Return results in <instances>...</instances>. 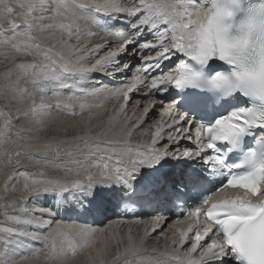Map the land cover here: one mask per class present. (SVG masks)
I'll use <instances>...</instances> for the list:
<instances>
[{
	"label": "snow or ice",
	"instance_id": "snow-or-ice-1",
	"mask_svg": "<svg viewBox=\"0 0 264 264\" xmlns=\"http://www.w3.org/2000/svg\"><path fill=\"white\" fill-rule=\"evenodd\" d=\"M124 2L132 6L124 7ZM124 2L0 0V21L7 25L5 29L0 24V44L33 57L17 62L0 52L13 62L0 95L9 104L25 105L8 112L0 109L5 143L13 113L19 120L50 109L43 99L47 92L123 95V110L130 94L143 86L146 97H161L163 109L148 144L84 138L63 147L44 144L47 152L27 145L15 158L8 152L5 159L14 174L6 178L2 195L11 191L20 196L2 206L10 223L0 226V264H17L23 251L42 255L50 264H64L107 231L66 220L103 223L118 214L115 209L129 206L157 215V227L147 235L159 229L161 238L168 239L164 229L171 227L172 216L192 223L178 230V239L173 234L172 252L143 249L129 237L123 255L93 264H264V0ZM82 22L101 30L119 29L120 42L116 47L110 42L77 47L63 39H79ZM57 31L60 35L52 38L59 47L42 40L41 33ZM91 59L95 63L85 67ZM129 73L130 82L122 79L115 88L96 87L89 79L99 74L111 82ZM55 106L62 105L57 101ZM156 107L157 101L151 100L145 116ZM183 141L191 146L181 149ZM22 156H39L43 167L31 175L22 171ZM46 168L63 175L49 177ZM18 177H25L20 188L15 187ZM41 231L48 234H38ZM32 241H41L43 248L30 249ZM188 244L181 254L179 248Z\"/></svg>",
	"mask_w": 264,
	"mask_h": 264
},
{
	"label": "bare ground",
	"instance_id": "bare-ground-1",
	"mask_svg": "<svg viewBox=\"0 0 264 264\" xmlns=\"http://www.w3.org/2000/svg\"><path fill=\"white\" fill-rule=\"evenodd\" d=\"M137 3H138V0H137ZM86 27V26H85ZM84 27V28H85ZM96 29L97 28H95V29H91V28H85V29H82L83 31H82V34H81V36H80V38L79 39H76V38H71V39H69V37L67 36V35H65L64 37H63V39H65V40H68L69 41V43L71 44V45H75V46H80V45H87L88 47H91L92 45H94L95 43H102V42H110V44H111V46L112 47H116L118 44H117V42L119 41V39H116L115 38V36L114 35H117V32L119 31V29H117V28H115L114 30H112L111 32H109L108 30H106L105 32L107 33V36L106 37H103V38H97V39H95L94 37L96 36V34H95V31H96ZM100 31V30H99ZM109 32V33H108ZM101 33V32H100ZM60 35V33L59 32H44V34H43V36H44V39H43V41L46 43V44H48V45H50V46H52V45H54V46H56V47H59V45L57 44V41L55 40V39H53L52 37L53 36H59ZM113 37H114V41H113ZM0 38H2L3 39V37H0ZM93 38V39H92ZM106 38H108L107 40H106ZM120 42V41H119ZM4 46L5 45H3V44H0V52H8L10 55H13V56H15L16 58H22L23 59V57H25L24 55H20V54H18V53H16V52H14L10 47H8V46H5L6 47V49H4ZM81 55H83V53H81ZM100 55H103V53H100ZM31 57V56H30ZM33 58V57H32ZM72 59H75V57L74 56H72L71 57ZM97 58H99L98 56H97ZM4 60H5V58H3ZM92 60V59H91ZM2 61V60H1ZM11 62V61H10ZM30 62V61H29ZM5 63V62H4ZM89 63H92V61H89L88 63H86L84 66L85 67H90L91 65H89ZM94 63H95V61H94ZM93 63V64H94ZM9 71V70H8ZM134 71H135V69H134ZM131 76H132V73H129L128 74V76H127V78H121V77H116V79H115V81L116 82H118V84H120V86H121V82H122V79H124V81L125 82H130V80H131ZM89 79L90 80H94V81H96V82H98L97 80H99L100 79V76L97 74V75H95V76H91V77H89ZM127 79V80H126ZM101 80V79H100ZM5 85H6V83L5 84H3V85H1L0 86V92H2L3 91V89H4V87H5ZM111 86V85H110ZM110 86H107L106 85V87L107 88H111ZM115 87H117V84H115L114 85ZM96 87H99V86H96ZM87 90V92H92L93 91V89H92V87H89L88 89H86ZM61 93H70L71 95H72V97L75 99V101L77 102V101H87V100H89V101H91L92 103H90V102H87L86 104L89 106L88 108H86V109H84V111H83V115L81 114V113H79L78 114V116L76 117V120H74L73 119V122H74V125H75V131L73 132V133H71V134H68V135H66V136H64V135H60L59 136V141H62L61 143L60 142H57V143H55V142H53L54 144H56L55 146H57V145H59L60 147H63L64 146V144H65V142H72V141H80V140H82V139H84V138H88V139H93V138H99L100 140H102V141H105V139L107 138L106 137V134L105 133H102V132H100L101 130H102V128H103V126H102V123L106 120V119H108V121H107V127L111 130V133H110V135H109V137H108V139H109V141H123V140H125L126 139V137L128 136V133L127 132H121V130H124L125 131V129L126 130H128V129H130V128H132V127H129L128 125H127V123H128V119L125 117V115H127V113L125 112V111H123V110H121V108H120V105L122 104V102H121V97L120 96H115L113 93H108V92H104V93H102V94H100V95H89V96H80V95H77L78 94V91H63V92H61ZM49 94H51V95H53V93L52 92H47V94L44 96V103H46V104H49V105H51V107H50V109L48 110V111H46V112H44V113H41L40 114V116L39 117H37V118H33V117H31V116H29V117H27V119H25L23 122H25V123H29V125H31V127L32 126H36L37 124H36V122L37 121H40L41 119L40 118H42V117H47V118H49V117H51L50 116V114H53V115H55V113H53V112H57V113H59L60 111H56V110H54V108L53 107H56L55 105H56V103L54 102V103H52L51 102V100H50V96H49ZM113 94V95H112ZM98 96H99V99H101V98H105V101H104V106H102V104H100L101 103V101L99 100V99H97L98 98ZM0 99L1 100H5L4 99V97H3V95H0ZM143 99H145V101L143 102L146 106L149 104V102L152 100V96H144V98H142V99H140V101H143ZM95 100V101H94ZM117 100H118V102H117ZM73 101L74 100H72L71 101V103L73 104ZM36 102H37V104H39V103H41V98L39 97V95L36 97ZM100 102V103H99ZM8 103V102H7ZM9 104V103H8ZM24 107H25V105H23ZM10 107L11 108H14V106H12V105H10ZM72 107V109H73V106H71ZM97 107H103V110H102V112H101V116H99L98 117V115H97V117H96V119L95 120H91L90 119V115H91V113H92V111H93V109H95V108H97ZM17 108V107H16ZM128 108V107H127ZM21 109H23V108H21ZM71 109V110H72ZM79 109V108H78ZM80 110V109H79ZM94 112H97L96 114H98V113H100V111H94ZM62 113V112H61ZM60 113V114H61ZM68 113V112H67ZM151 115H161V113H157V108H155V109H153L152 111H151V113H150ZM62 115V114H61ZM67 115V114H66ZM60 116V115H59ZM74 116V115H73ZM93 119V118H92ZM89 120V121H88ZM97 122V123H96ZM96 123V125H94ZM129 123H132V121H130ZM28 125V126H29ZM39 125V124H38ZM23 126V125H22ZM76 126H78V127H76ZM22 130H24V133L28 136H26V137H24V138H26L25 139V141L27 140H33V139H35L36 141H39V142H35L36 144H32V143H26V144H21V145H18V143H17V141H16V143H17V145H15V149H16V151H17V148H20V149H23L25 146H27V145H34V146H36V147H39V148H41L43 151H50V149H43V145H44V142H42V141H45V140H43V138L44 137H42V140H40V135L38 136H36V134L35 133H32V132H30V131H26V129L28 130L29 128L28 127H20ZM26 128V129H25ZM36 128V127H35ZM37 129V128H36ZM149 130H150V128H148ZM30 130V129H29ZM35 130V129H34ZM41 130V129H40ZM132 130L134 131V132H136V129L135 128H132ZM42 132H43V128H42ZM44 132H45V129H44ZM47 132V131H46ZM11 133H13V132H11ZM23 133V132H22ZM49 133V132H48ZM19 135H21V134H19ZM56 135H58V134H56ZM17 136H18V134H17ZM16 136V137H17ZM21 136H23V135H21ZM21 136H20V138L19 139H22L21 138ZM36 136V137H35ZM42 136H45V135H43V133H42ZM101 136H103V137H101ZM38 137V140L36 139ZM51 138V137H50ZM15 139V138H14ZM17 139H18V137H17ZM17 139H15V140H17ZM19 139H18V141H19ZM47 140H48V138H47ZM47 140L45 141V142H47ZM52 140V139H51ZM34 141V140H33ZM53 141V140H52ZM51 141V142H52ZM11 142V141H10ZM21 142H22V140H21ZM8 143H9V141H8ZM34 143V142H33ZM53 143H49V141L47 142V144H51L52 146L54 145ZM64 143V144H63ZM133 143V142H132ZM6 145H8V144H6ZM5 145V146H6ZM81 145L82 144H80V147H81ZM11 146V145H10ZM7 148V147H6ZM9 148V147H8ZM7 148V149H8ZM13 148V147H12ZM6 149V150H7ZM14 149V148H13ZM5 150V149H4ZM15 150H13L12 151V153L14 152ZM15 151V152H16ZM18 151H20L19 149H18ZM65 152H61L60 153V156H63V155H65L64 154ZM13 155V154H12ZM15 155V154H14ZM3 156V155H2ZM5 157V156H4ZM24 157H26V156H24ZM1 158H3V157H1ZM22 158V157H21ZM20 158V159H21ZM23 159H25V158H23ZM40 160H41V158L39 157V156H33L32 158H31V160H29V157H27L26 158V163H28V165L29 164H36V165H38L37 163H39L40 162ZM63 160V159H62ZM8 162V161H7ZM6 163V162H5ZM4 163V165H6V164H8V163H6L5 164ZM40 163H44V161H42L41 160V162ZM25 164V163H24ZM1 165V164H0ZM21 165H23V164H21ZM26 165V164H25ZM27 165V166H28ZM2 166V165H1ZM11 166V165H10ZM24 166V165H23ZM34 166V165H33ZM41 166H43V165H41ZM9 167V166H8ZM29 167V166H28ZM4 168V167H3ZM22 168V167H21ZM24 168V167H23ZM30 168V167H29ZM33 168V167H32ZM1 169H2V167H1ZM25 169V168H24ZM23 169V170H24ZM2 170H5V169H2ZM7 170V169H6ZM27 170V169H26ZM53 170V169H52ZM11 171V174H9V176H11V175H13L14 174V170H13V168L10 170ZM32 171H34V168H33V170ZM0 172H4V171H0ZM6 172V171H5ZM28 172H30V171H28ZM27 172V173H28ZM10 173V172H9ZM32 172H30V174H31ZM4 174V173H3ZM6 175H8L7 174V172H6V174H5V176H4V178H3V181H4V184H5V181H6V178H7V176ZM1 176H3L2 174H1ZM1 178V177H0ZM22 178V177H21ZM20 179V178H19ZM21 180V179H20ZM2 181V182H3ZM17 182V181H16ZM19 182V181H18ZM20 183H23V182H20ZM19 183V184H20ZM2 185V184H1ZM17 185H18V183H17ZM3 187V186H2ZM2 187H0L1 189H2ZM20 187H21V184H20ZM4 188V187H3ZM5 189V188H4ZM3 189V190H4ZM5 191V190H4ZM2 192V191H1ZM10 192V191H9ZM11 194V193H10ZM9 196V195H8ZM29 204H31V201H29ZM7 211L9 212V213H11L12 211H9L8 209H7ZM70 220H72V219H70ZM67 224H69V225H74V226H76V227H80V225H79V223H76V222H73V221H65ZM7 223H10V222H6L5 221V216H4V211L3 212H1L0 213V226H6L7 225ZM129 224H127V225H122V227L124 226V229L121 231V232H117V228H110L109 229V231H110V235L113 237V239H117V240H121V241H123L122 239H120V237L122 238V237H126V240L128 241L129 240V237H131L132 238V240H134L135 242L138 240V239H140L144 234H145V232L148 230V228L147 229H145V230H141V229H131L130 228V225H131V222H128ZM154 223H156L155 221H154ZM168 223H169V225H171V227H166L165 229H164V232L165 231H167L168 233H167V237H168V239H170V240H172L174 237H173V234L174 233H176V237L175 238H179V233H178V230L179 231H184L185 230V226L183 225V223L182 222H180V221H173V220H171V219H169V221H168ZM29 231H37V229H34V228H29L28 229ZM129 231V232H128ZM115 232H117V233H115ZM38 234H41V235H47L48 233H47V231H41V232H39ZM97 238L99 239V241H100V244L98 243V242H96L95 240H94V242L92 243V246L90 247V248H85L84 250H83V253H82V255H80V256H77L78 257V263H75V264H93V262L94 261H99V260H106V258H107V256L109 257V258H112L113 257V255H116V254H120V255H123L124 254V250H125V248L127 247V246H125V244L124 243H120V246L119 247H116L115 248V252L112 250V251H106V253H107V256L106 255H103L104 253H103V251L102 250H104L103 249V246L105 247L107 244H108V242H107V234L105 233V234H103V235H100V234H98V236H97ZM168 241L169 240H166V239H162L161 238V235H160V232H158L157 233V235H156V238L154 239V242L159 246V247H162V248H164V249H158L159 250V252H163V251H165V247H168ZM43 246V243L41 242V241H32L29 245H28V247L31 249V248H33V247H37V248H39V247H42ZM106 248L108 249V247L106 246ZM114 248V246L113 245H110V243H109V250L110 249H113ZM186 251H187V249H185ZM186 251H184V252H186ZM183 252V253H184ZM115 253V254H114ZM32 255H34L33 254V252L32 251H23L22 252V254H20V256L22 257V259H20V260H28V259H30L31 258V256ZM194 255H196V256H198L199 255V253H195ZM145 259H150V258H145ZM41 264V263H40Z\"/></svg>",
	"mask_w": 264,
	"mask_h": 264
},
{
	"label": "rangeland",
	"instance_id": "rangeland-1",
	"mask_svg": "<svg viewBox=\"0 0 264 264\" xmlns=\"http://www.w3.org/2000/svg\"><path fill=\"white\" fill-rule=\"evenodd\" d=\"M82 2H85V0H82ZM12 3L13 4H15V0H12ZM45 23H50V21H45ZM0 24H2L3 25V27L6 29L7 28V25L6 24H3V21H0ZM85 26H83V22H82V29H85V28H91V29H95L96 27H93V26H91V27H89V26H86L85 28H84ZM83 31V30H82ZM58 32V31H57ZM101 31H99L98 29H96V31H95V34H96V36L94 37L95 39H97V38H103V37H106L107 36V33L106 32H101ZM43 34H44V32L43 33H41L40 35H41V38H42V40L44 39V36H43ZM0 39H2V38H0ZM93 39V38H92ZM4 49H6V47L4 46ZM4 57L3 56H0V86L1 85H3V84H7L9 81H7V80H5V78H4V75H5V73H7L8 72V70H10V69H12L13 68V62L11 61V60H4L3 59ZM2 60V61H1ZM33 60V58L32 57H30V56H25V57H23V59L22 58H16V61L17 62H19V61H32ZM11 61V62H10ZM5 62V63H4ZM16 73L15 72H13V74H12V76H11V79L12 80H15L16 79ZM127 80V79H126ZM21 87H27L28 85H26V84H24V83H21V85H20ZM105 86V85H104ZM118 86H120V84H118V82H117V87ZM111 88H115V86L114 85H111L110 86ZM110 94V93H109ZM113 95V94H112ZM49 96H50V100H51V102L52 103H56L57 104V101H59V103L62 105L61 107H53L54 108V110H56V111H60L59 113H57V112H53V113H55V115H53V114H50V116L51 117H49V118H47V117H42V118H40L41 120L38 122H36V128L34 127V126H32L31 127V125H29V123H25V122H23L25 119H27V118H23V119H19V120H17L16 119V116H15V113H13V128L11 129V132H13V133H11L10 134V136H9V138H8V141H9V143L7 142V143H5L4 142V136H3V133H0V164L2 165H0V171H4V172H0V187H4V181H3V178H4V176H5V174H6V172H7V174L8 175H6L7 177L9 176V174H11V169H12V166H10V164H6V163H8L7 162V160L5 159V157L4 156H6V154L8 153V152H11L12 153V151L13 150H15L16 151V149H15V145H17V143H18V145H21L22 143L23 144H26V143H32V144H36L35 142H39V141H36L35 139H33V140H26L25 141V139L28 137L25 133H24V130H22L20 127H28L29 129L27 130L26 128V131H30V132H32V133H35L36 134V136L38 135H40L41 137H40V140H42V137H44L43 138V140H47V138H48V140H47V142L49 141V143H53V142H55V143H57V142H62V141H59V136L60 135H64V136H66V135H68V134H71V133H73L74 131H75V125H74V122H73V119L74 120H76V117L78 116V114L79 113H81L82 115L84 114L83 113V111H84V109H86V108H88L89 106L86 104L87 102H90V103H92L91 101H89V100H85V101H75V99L72 97V95L70 94V93H60V95L59 96H54V95H51V94H49ZM97 99H99V96H98V98ZM72 100H74L73 101V104L71 103V101ZM100 101H101V103L100 104H102V106H104L105 104H104V101H105V98H101V99H99ZM95 101V100H94ZM8 101L5 99V100H1L0 99V109H3V111L4 112H8V111H10L12 108L10 107V105H12V106H14L15 108L17 107V108H24V104H21V103H12V104H8L7 103ZM117 102H118V100H117ZM84 106V109L82 110V108H81V106ZM71 106H73V109H72V107ZM80 110H79V109ZM72 109V110H71ZM100 111V113H98V114H96L97 112H94V111ZM102 110H103V107H97V108H95V109H93V111H92V113H91V115H90V119L91 120H95L96 119V117H97V115H98V117L99 116H101V112H102ZM62 112V113H61ZM68 112V113H67ZM62 115H61V114ZM67 114V115H66ZM60 115V116H59ZM74 115V116H73ZM93 118V119H92ZM89 121V120H88ZM3 123V121H2V119H0V124H2ZM97 123V122H96ZM96 123L94 124V125H96ZM39 124V125H38ZM23 125V126H22ZM29 125V126H28ZM76 127H78V126H76ZM42 128H43V132H42ZM35 129V130H34ZM41 129V130H40ZM44 129H45V132H44ZM47 131V132H46ZM23 132V133H22ZM49 132V133H48ZM42 133H43V135H45V136H42ZM17 134H18V136H17ZM19 134H21V135H23V136H21V135H19ZM56 134H58V135H56ZM18 137V139L20 138V136H21V138L22 139H19V141H18V139H17V137ZM27 136V137H26ZM35 136V137H36ZM24 137H26V138H24ZM51 137V138H50ZM17 139V140H15V139ZM37 140H38V137L36 138ZM53 141H52V140ZM148 139H150V138H148ZM21 140H22V142H21ZM11 141V142H10ZM13 141H17V143H13ZM45 141H42V142H44V144H47V142H45ZM52 141V142H51ZM34 142V143H33ZM6 144H8V145H6ZM22 144V145H23ZM54 144V143H53ZM64 144V143H63ZM6 145V146H5ZM11 145V146H10ZM55 145L56 144H54L53 145V147H55ZM8 149H7V148ZM14 149H13V148ZM81 148L83 149L84 148V145L82 144L81 145ZM5 149V150H4ZM7 149V150H6ZM18 149L19 150H21L20 148H17V151H18ZM13 152L12 154H13V158H15V153L17 152ZM65 155H66V153H64ZM3 155V156H2ZM65 155H63V156H61V157H64ZM1 157H3V158H1ZM21 158V157H20ZM23 158H25V159H23ZM26 158H27V156L26 157H24V156H22V158H21V161H22V163L21 164H23V165H20V168H21V170L22 171H26V172H28V171H30V172H32L31 174H35L36 172H37V170H39V169H41L43 166H41V165H43L44 163H40L41 162V160H40V162L39 163H37L38 165H36V164H29L28 165V163H26ZM77 158H80V157H77ZM6 162V163H5ZM54 162H56V161H49V163H54ZM60 163H65L66 161L65 160H60L59 161ZM4 163L6 164V165H4ZM26 165H25V164ZM30 167H28V166ZM34 165V166H33ZM9 166V167H8ZM1 167H2V169H5V170H2L1 169ZM4 167V168H3ZM25 169H24V168ZM34 168V171H32L33 170V168ZM7 169V170H6ZM24 169V170H23ZM27 169V170H26ZM6 171V172H5ZM45 171H46V173H47V175L49 176V177H57V176H62L63 175V173L62 172H60V171H56V170H52V168H46L45 169ZM10 172V173H9ZM30 172H28V174H30ZM4 173V174H3ZM1 174L3 175V176H1ZM30 174V175H31ZM21 180H20V179ZM24 179H25V177H18L17 178V182L15 183V187L16 188H20V184H21V186H22V184L23 183H20V182H24ZM3 181V182H2ZM19 181V182H18ZM17 183H18V185H17ZM20 183V184H19ZM2 184V185H1ZM2 187V189L0 188V213L1 212H3L4 211V208L2 207L3 205H5V204H8V203H10L11 201H13V200H16V201H18L19 200V196H20V193L19 192H8L7 193V195H2L5 191V189ZM4 189V190H3ZM2 191V192H1ZM11 193V194H10ZM9 195V196H8ZM8 210L9 211H13V208H11V207H9L8 208ZM138 229V228H137ZM34 248H36V249H42L43 248V246L42 247H39V248H37V247H34ZM82 253H83V251L82 252H80L78 255H76V256H71V255H69L66 259H65V262H64V264H75V263H78V257L77 256H80V255H82ZM33 254L34 255H32L31 256V258L30 259H28V260H20V259H22V257L20 256V255H18L17 257H16V260H17V264H50V262H48V261H45L44 260V258H43V256L42 255H40V256H37L34 252H33ZM145 258H150V257H145Z\"/></svg>",
	"mask_w": 264,
	"mask_h": 264
}]
</instances>
